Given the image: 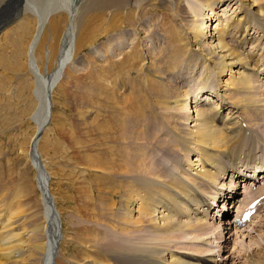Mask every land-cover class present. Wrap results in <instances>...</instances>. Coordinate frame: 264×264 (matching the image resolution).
I'll list each match as a JSON object with an SVG mask.
<instances>
[{"label": "bare ground", "instance_id": "bare-ground-1", "mask_svg": "<svg viewBox=\"0 0 264 264\" xmlns=\"http://www.w3.org/2000/svg\"><path fill=\"white\" fill-rule=\"evenodd\" d=\"M83 1L77 5L74 2L70 10L63 11L60 0H36L34 8L44 12L38 16L28 9L30 3L25 0L24 13H33V18H9L5 24L0 23L3 43L15 50L12 57L0 51L3 71L0 72L16 73L17 79L14 102L10 95L1 93L4 89L0 87V123L5 128L0 130V135L7 136L17 125L6 117L8 106L15 102L27 105L25 101L30 99L27 112L24 108L25 113L20 111L17 119H28L35 125V133L22 149L24 152L12 161L7 183L2 178L3 162L0 161V187L5 191L0 196V264H218L212 239L206 240L211 250L191 247L193 254L174 247L183 242L179 241L182 238L179 233L212 232L214 226L206 219L228 216L226 205H234L241 212L250 201L264 194V183H259L264 179V132L260 130L264 129V97L259 95L257 99L259 85L253 81L257 84L262 78L259 72H264L261 69L264 67V0H191L187 3L173 0L177 16L154 23L164 38L165 57L161 50L151 56L148 47H143L148 30H143L146 25L140 21L138 11L146 0ZM223 7H227L226 13L234 8L235 11L225 19L226 26L218 24L212 28L207 10L215 17L220 13L217 9ZM203 15H206L204 22ZM16 22L13 31L19 37L14 39L7 28ZM121 22L137 25L131 26L135 28L144 25V33L137 38L139 45L130 47V55L121 62L119 70L136 67L138 73L148 75L158 65L159 70H153L156 76L162 74L164 83L156 82L151 95L158 103L165 101L167 114L155 116L133 102L118 105L97 80L94 118L82 120L78 125L82 136H88L82 140L69 130L71 152L64 146L58 151V142L48 138L49 127L54 124L57 131L71 127L70 122L57 117L59 111L53 112L59 104L66 106V88L60 79L80 48L101 34L118 31ZM232 36L231 46L228 38ZM236 46L238 52L234 49ZM239 52L243 54L238 55ZM163 63L168 64L166 68H162ZM52 64L56 67L45 75L43 68ZM184 67L192 75L209 70L208 80L198 89L208 91L213 102L204 100L198 101L195 107L187 105L190 92L185 88L192 79L186 76V71L181 73ZM211 77V83H215L212 88L208 83ZM44 84L48 103L40 117L43 106L36 90ZM133 94L138 102V88L133 89ZM55 96L65 102L56 101ZM4 97L10 104L9 101L3 104ZM128 107L132 110H127ZM61 152L66 154V161L71 163L74 172L82 171L83 178L93 174L91 181L85 179L81 202L91 224L105 227L100 232L94 226L86 230L75 239L80 247H66L65 258L60 253L65 240L71 238L64 236L67 226L57 206L58 198L50 190L51 174L46 165L48 162L49 166H59ZM171 156H175L171 167L177 173L183 171V176L164 167L161 158ZM241 184L244 190L239 192ZM58 188L62 189L60 185ZM70 198L66 194L61 196L67 203ZM209 200L213 201L211 205ZM223 201L222 212L210 216L220 209ZM227 225L233 226L234 222L224 221L223 232L228 229ZM145 231L155 232L152 241L143 239ZM162 236H169V241L162 242ZM198 238L196 235L193 239ZM193 239L191 244H204L203 240ZM261 253L258 259L251 257L250 264H264V252Z\"/></svg>", "mask_w": 264, "mask_h": 264}, {"label": "rangeland", "instance_id": "rangeland-1", "mask_svg": "<svg viewBox=\"0 0 264 264\" xmlns=\"http://www.w3.org/2000/svg\"><path fill=\"white\" fill-rule=\"evenodd\" d=\"M20 1L21 0H15V1L14 0H0V23L4 21V24H5V22L8 21L9 18L14 19V20L17 19V17L23 18L24 16L33 18V15H32L33 13H24L25 12V9H24L25 0L21 1V6H20ZM146 1L145 2L143 1L142 8L141 10L138 11L140 21L142 22V24L146 25L145 27L143 25L144 29L143 27H138V28L131 27V26H137V25H133L130 23L128 24L126 22H121L119 24L120 29L118 31L116 32L112 31L111 34H101L94 40V42L89 43L83 46L82 48H80L79 51H77V53L75 54L73 62L69 64L71 66H68V68L64 71L60 79V84L64 85L66 88V97H65L66 106H63V104H59L57 108L55 107L56 109L55 108L53 109V112H55L56 110L59 111V113H57V117H61L63 120H67L68 122H70L68 124L71 127H66L64 130L61 129V131H59L60 130L59 129L58 130L59 132H58L57 126L56 125L54 126V124H52L50 126L51 130L49 127L48 132H47L49 139L58 142L59 144L58 145L59 147L57 146L58 151L62 150L64 146L65 148L69 149L68 150L69 152H71L70 150L72 149H70L71 145L69 144V138H71L70 135H72L71 133H73L74 136L80 137V139L82 140L85 139V136L86 137L88 136L85 134H84V137L82 136L83 134L79 132L80 130H79L78 125L82 120L85 121V120H90L94 118L93 116L95 115V110H94L93 96H94V87H95L94 84L96 83L97 80H99L102 83V86L105 89L107 95L110 96L112 99H115L118 105H121L123 102H130V103L133 102L136 107H143L144 109H146L148 112L150 111L155 116L160 117V115L162 114H167V113H164L165 112V108H164L165 101H161L158 103L156 98L151 95V89L156 85V82L164 83V80L161 79L162 74L161 75L157 74V76L155 74V71L157 72L159 70L158 65L154 66L153 69L155 71L152 69L151 74H148V75L144 73H138L137 72L138 68L136 67H125V70H119V66L121 65V62H123L124 59H126V57L130 55L129 54L130 47L132 48L133 46H136V44H138L137 38L141 36L144 33V31H147V30H148L147 33L149 36L147 35V33L145 34V42L143 41V47L144 46L148 47V49L152 53L151 56L154 55V53L158 52L159 50L163 51L164 57L165 55H167L166 51L164 50V47H165V44L163 42L164 38L163 36H161L160 31H158V27L156 28V25H154V23L156 21H164V20H168L169 18H175L177 16V11L173 8L174 1L173 0L172 1L159 0L160 1L159 3H153L151 1V4L148 3L150 1L148 0ZM189 1L191 0H185L186 3ZM60 2H62L61 6L63 8V11H68L71 9V6L74 5V2H76V5H77L80 2H82L83 4L84 1L83 0H60ZM29 3L30 5L28 9L33 10L35 13H37L38 16H40L41 13H44L41 9L38 10L34 8V6H37L36 0L34 2H31L29 0ZM153 4H156V5L153 6ZM44 5H47V2H45ZM226 8L227 7L217 9V11L220 10L219 11L220 13L217 14V16L215 17L212 14V12H209L207 10V15L209 13V16L212 18V22H211L213 25L212 28L218 26V24H221V26H226L225 24L227 23V21H225V19L233 15L235 11V8H234V10L232 9L230 12L226 13L224 10ZM199 9L200 8H197L198 11ZM134 11L136 10L134 9ZM219 15H221L220 19H219ZM205 17L206 15L202 16L203 22H204ZM216 20L217 22H215ZM131 21L138 22L137 19L136 20L132 19ZM18 22H16L15 24H12L10 27L7 28L9 29L8 30L9 31L8 33L10 34L9 36L10 37L12 36V38L14 39L19 37V33H15L16 31H13L14 26ZM142 29L144 31H142ZM3 36L4 34L0 36V39H1L0 40V51L1 52L3 51L2 53H4L5 56L12 57L14 55L15 50L13 48L7 47V45L3 43L5 42V38ZM233 40H234L233 36L230 39L228 38V42L231 43L230 44L231 46L234 44L232 42ZM107 47H109V49H107ZM121 49H123L122 54H119L120 56H116V54H118V52L121 51ZM234 49L237 50V52L239 51L237 46L234 47ZM93 52L95 53L97 52V53L94 55ZM241 54L243 53L242 52L238 53V55H241ZM112 56H114L116 59L112 58ZM24 61H25V56H24L23 62ZM99 61H102V62H99ZM110 61H112L113 63L110 64ZM103 63H105V65ZM166 65L168 64L166 63ZM166 65L165 63H163L162 68H166ZM55 67H56V64H52L51 67L48 66L47 68H43V73L47 75ZM187 69H188L187 67H184L183 71H181V73L186 71V76L187 77L191 76V79H192L188 86L189 88L188 87L185 88L186 90H189L190 92L188 96L189 98L187 100L188 101L187 105L195 107L198 101L201 103L204 100H207V101L210 100L211 102H213L212 101L214 100L213 96H209L208 91L202 90L203 92H201L199 90L200 87H202L203 84L208 80L207 78L209 75V70L208 72L207 71L205 72L204 69L199 70L197 71L196 75H192V72H189ZM261 69H264V67L262 66ZM0 71L3 72L1 69ZM1 72H0V87L4 89V91H1V93L5 94L6 96L10 95L9 98L11 99V102L12 101L14 102L13 99L16 98L15 91H16V86H17V79L15 78L16 73L13 75V73L10 71L6 73H1ZM205 74L207 76L204 78L203 76ZM260 76H262V78L261 80L257 82V84L255 80L253 79L254 85L256 86L259 85V87L257 86L258 90L255 93L257 95V99L259 98V95H262L264 97V72H259V77ZM209 79L210 80L208 81V83L210 84V88H212V85H215V83H211L213 81L212 77ZM206 85L208 84H205V88H207ZM134 88H138L139 90L138 102H136L133 99L134 98V94H133ZM190 97H192L191 98L192 102L190 100ZM29 100L25 101L26 102L25 104L27 105H24V103L22 102H20V105H18L16 102L13 103V105H11L10 100L6 97H4V100H3V104L7 105L9 103L10 106H12V107L8 106L9 108L6 113L7 115L6 117H8L7 119L10 120V122L15 121L14 125H16L17 123L14 129H12L8 133L7 136L0 135V154L4 152L2 153L4 155H0L1 156L0 161L3 162L1 173H2V178L5 181V183H7L9 180V171L11 170V166L13 169L12 161L15 160L18 156H20L21 152H24V150L22 151V149L28 145L27 143L32 138V135L35 133V125L32 123V121L27 119L26 121L23 120L24 121L23 123V121L20 118L17 119V117H20V115L18 116L20 111L25 113V110H26L27 112L28 105L29 103L31 104ZM55 100L58 102L60 101L65 102L61 99V97L58 100L57 96H55ZM6 102L8 103L6 104ZM0 103L2 102L0 101ZM127 110L131 111L132 108L128 107ZM33 114L34 113H32V115ZM26 116L27 115H25V117ZM9 117L13 119L11 120L9 119ZM1 121L2 120H0V122ZM260 124H263V122H260ZM4 129H5L4 123H0V130L3 131ZM69 130L71 131V133ZM260 130L264 132L263 128L262 129L260 128ZM18 144H20L23 147H21ZM18 151H20V153H18ZM43 156L45 157L47 161L46 155L43 154ZM263 156L264 155H262V157ZM51 157H53V155ZM60 157H59V160H62V162L58 160L59 166H49L48 162H46V165H47L48 171L51 174L50 190H52V193L55 195L56 199L58 198L56 200L57 206L60 207V211L62 213V216H61L62 221L64 225L67 226V228L64 230V236L71 238V239L65 238L66 240L64 242V247L60 253V256L62 258H65V256L67 255V250H68L66 247H69V246L80 247L79 244L75 241V239L81 237L82 234L86 230H89L92 228V226H94V228H96L97 230L99 229V232H100V231H104L103 228L105 227H103L102 224H99V225L91 224L89 216H87L86 214V208L84 207L83 202H81V200L83 199V192L86 188V183H87L85 181H87L88 179H90L91 181L92 179L90 176H92L93 174H87L86 178L85 177L83 178L81 175H85V174H83L82 171L76 170L77 172H74L75 169L72 168L71 163L70 162H68L70 164L67 163L68 159L66 157V154L61 152ZM174 157L175 156H171L168 159L161 158V161L163 162L164 167H166L167 169H171V170L173 169L177 173V170L175 169V167L172 168L170 164ZM191 158H193V161H197L196 157L192 156ZM9 159L11 160V162H7V160ZM69 166H71L70 167L71 169L69 168ZM178 172L179 173L177 174H179L180 176H183L182 175L183 171H178ZM92 183L94 182L92 181ZM58 185H60L62 189L58 188ZM82 187H85V188L83 189ZM63 190L65 192H63ZM243 190L244 189L242 185L239 192H242ZM2 194H5V191L3 190V187H0V196ZM61 194L62 195L66 194L69 197H71L70 203H67L65 199L62 200ZM80 194H82L81 195L82 197L80 196ZM241 199H243V193L242 195L240 194L239 200L241 201ZM209 203L211 205L213 201L209 200ZM18 204H19V200L16 199L15 205L17 206ZM216 204H219V203H216ZM224 206H225V201H223L220 209L218 208L210 216H213V214H217V213L219 214V211L223 209ZM227 206L228 207L230 206V207L228 208ZM233 206L234 205L229 204L224 207V209L227 208L225 210L228 211V216L226 217L224 216L223 219L220 218L221 215L218 216L217 218L215 216L214 220L212 219L208 220V218L206 219V221H211L210 222L212 223L211 226H214V229L212 230V232L208 233V232H202L200 230H196L195 232L188 231V233H184V234L179 233L180 236L176 235L175 237H178V236L182 237L179 241L183 240V242H180V244L178 245V248L174 247V249L175 250L178 249L187 254L189 253L193 254L192 252L194 251L189 250V248L191 247H195L201 250H207V249L209 250L210 245H208L209 242L206 240L212 239L211 244L215 242L213 245V247L215 246L214 247L215 249L214 248L213 249L216 252L214 258L217 259L218 264H250L251 257L258 259L260 255L262 254L261 252H264V210L261 211L259 216L255 218L256 220H254V222L251 223V225L249 224L246 226H242V228H237V230H235L234 225L233 226L227 225L228 229L224 230L223 232L224 228L223 226H221V224L224 221H227V222L229 220L233 221L232 219L235 217L237 213L238 209L236 208V206L233 208ZM144 233H145V236L143 238L144 240H147V241L153 240L155 232L152 231V233H148L145 231ZM196 235H197V238L199 237L198 240L204 241V244L196 243V242H194V244L190 243V241H192V239L195 238ZM169 239H170L169 236L161 237L162 242H167L169 241ZM225 239L227 240V242H225ZM198 240L193 239V241H198ZM183 245L185 247L187 246L186 249L185 247L184 249L182 248ZM181 248L183 250H181Z\"/></svg>", "mask_w": 264, "mask_h": 264}, {"label": "water", "instance_id": "water-1", "mask_svg": "<svg viewBox=\"0 0 264 264\" xmlns=\"http://www.w3.org/2000/svg\"><path fill=\"white\" fill-rule=\"evenodd\" d=\"M36 91H37L36 96H37L38 100L41 101L42 106H43V110H42V108H41L42 111L39 110V116L42 117V115L44 113V109H46L47 103H48V101H47V88L44 84L42 86H39V88Z\"/></svg>", "mask_w": 264, "mask_h": 264}]
</instances>
